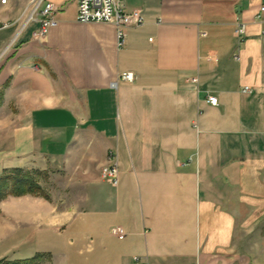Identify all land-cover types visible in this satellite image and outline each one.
Instances as JSON below:
<instances>
[{"label": "crops", "instance_id": "0c3cea01", "mask_svg": "<svg viewBox=\"0 0 264 264\" xmlns=\"http://www.w3.org/2000/svg\"><path fill=\"white\" fill-rule=\"evenodd\" d=\"M36 1L12 0L0 20H18L17 8ZM48 2L58 26L37 39L40 23L30 24L0 66V95L19 110L6 164L57 169L80 183L71 193L82 199L27 198L45 210L28 215L31 257L264 264V0H125L145 25L121 47L115 26L78 22L76 0ZM128 73L131 83L121 79ZM111 153L117 188L103 179Z\"/></svg>", "mask_w": 264, "mask_h": 264}, {"label": "rangeland", "instance_id": "374dc122", "mask_svg": "<svg viewBox=\"0 0 264 264\" xmlns=\"http://www.w3.org/2000/svg\"><path fill=\"white\" fill-rule=\"evenodd\" d=\"M11 6L12 0H0V9L7 7L11 8ZM34 9L35 4H31L27 8H17V12L19 13L18 20L8 21L9 23H15L14 26H17V32L16 30H5L0 32V53L4 50L0 55V66L1 63L12 54L17 44H19V39L22 33L21 31L25 27V24ZM14 34L15 36L13 37ZM11 44L12 46L10 47ZM15 103L16 102L12 100L4 101L3 96L0 95V176H3L6 171L13 170L12 168H7L8 164L6 163L12 156L9 142V129L14 122L19 120V110L17 106L14 105ZM23 170L38 178L44 193L49 197L48 200H45L49 203L56 205L62 204L66 201L69 204H73L75 201L81 203L82 198L74 197L73 193H71V189L80 183L69 179H62V177L59 176L57 169H53L52 172L50 169L41 171L40 169L27 170L26 168ZM27 198L42 199L32 196H25L22 198L9 197L0 203V262L26 261L34 255L33 249L35 244L32 240H28L26 234L28 215L29 213L32 215L36 212L43 213L45 210L42 208L38 209L34 204L30 203ZM42 213H39V215ZM35 222L36 226L40 225L39 221ZM17 231H19V236L17 235ZM45 239L51 240L48 236H46ZM85 253L89 254L90 252L85 251L80 254V252L76 251L75 256L83 255ZM40 255L42 258L38 264H65V260L61 257H56L51 254ZM35 257H31V259Z\"/></svg>", "mask_w": 264, "mask_h": 264}, {"label": "built area", "instance_id": "2783aa9c", "mask_svg": "<svg viewBox=\"0 0 264 264\" xmlns=\"http://www.w3.org/2000/svg\"><path fill=\"white\" fill-rule=\"evenodd\" d=\"M78 5L77 20L80 24H109L117 28L119 46L121 47L127 37V32L130 29L142 28L145 25V19L141 14L134 12L132 14L126 13L124 10L125 0H76ZM57 9L54 4L48 0H37L34 11L27 20L26 29L34 22L40 23V29L35 35L37 39H43L50 29L58 26V21L55 16ZM39 18V20H38ZM257 20L264 23V6H262L257 14ZM14 27L13 23L4 22L0 20V32L9 30ZM236 36L239 42V47L243 46L247 39V26L244 23L238 24L236 28ZM264 35V31H263ZM235 60H240L239 54L234 56ZM121 79L126 82H133V74H123ZM193 82L198 84V78H194ZM245 94H251V89L246 87L243 90ZM208 103L213 106H218V100L214 96L208 97ZM112 163L110 167L104 169L103 179L110 183L113 187H118L120 184V171L118 157L116 153H111L109 157ZM112 234L118 240L126 239V230L122 227H116L112 230ZM135 264H152L147 257L136 256L133 258Z\"/></svg>", "mask_w": 264, "mask_h": 264}, {"label": "trees", "instance_id": "16d2710c", "mask_svg": "<svg viewBox=\"0 0 264 264\" xmlns=\"http://www.w3.org/2000/svg\"><path fill=\"white\" fill-rule=\"evenodd\" d=\"M32 196L48 200V196L40 186L38 178L21 168L6 171L0 176V203L9 197L22 198ZM42 256L26 261L0 262V264H38Z\"/></svg>", "mask_w": 264, "mask_h": 264}]
</instances>
